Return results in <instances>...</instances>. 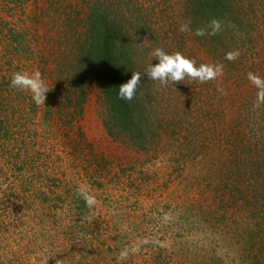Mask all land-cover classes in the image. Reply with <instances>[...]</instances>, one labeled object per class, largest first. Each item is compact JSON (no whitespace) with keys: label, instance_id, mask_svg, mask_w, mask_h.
Wrapping results in <instances>:
<instances>
[{"label":"rangeland","instance_id":"obj_1","mask_svg":"<svg viewBox=\"0 0 264 264\" xmlns=\"http://www.w3.org/2000/svg\"><path fill=\"white\" fill-rule=\"evenodd\" d=\"M158 1L193 58L223 65L222 76L197 82L200 105L186 108L187 124H206L189 134L199 148L179 149L170 136L150 152L114 140L97 86H84L79 107L74 77L56 63L69 59L59 55L64 19L92 0H22L19 9L0 0V264H264V224L254 232L252 221L264 204V101L248 79L264 78V10L256 3L257 34L241 27L238 42L231 36L240 55L228 64L179 31L187 0ZM250 31L261 36L255 45ZM35 71L51 89L41 105L10 83ZM238 111L260 119L246 137L237 135ZM80 187L96 197L92 209Z\"/></svg>","mask_w":264,"mask_h":264},{"label":"trees","instance_id":"obj_2","mask_svg":"<svg viewBox=\"0 0 264 264\" xmlns=\"http://www.w3.org/2000/svg\"><path fill=\"white\" fill-rule=\"evenodd\" d=\"M12 1L14 7L22 8V0ZM150 1L151 4L146 5L140 0H92L91 4L88 2L89 8L84 10L85 14L82 10H76L74 17L64 19L68 24L64 32L69 38L59 55L60 58L69 59L56 64H65L66 71L74 77L68 82L75 91H81L79 107L83 102L85 85L99 88L106 107L104 127L114 140L150 152L157 142L170 136L173 145L179 149L199 148L203 143L200 136L195 134L194 138H189V134L198 128L203 132L206 124L189 121L187 124L186 117L188 103L200 105L196 100L198 80L186 78L182 83L169 82L167 86H160L158 81L149 79L145 74L149 64L158 62L150 55L156 48L170 54L179 51L198 60L192 57L186 45H181L183 42L178 40L177 30L164 25L170 17L168 8L157 9L154 0ZM7 3L9 5L10 2ZM256 3L259 9L264 10V0H187L188 11L184 15L191 21L190 27L194 33L197 28H206L213 18L222 22V31L217 35H194L212 53L230 64L225 55L235 50L231 36L237 41L241 27L252 29L254 34L259 32L255 20ZM254 34L249 33L248 40L255 45L262 33L257 38H254ZM21 37L22 34L14 40L17 50L23 41ZM262 47L261 53L264 54V44ZM196 62L197 66L201 64L199 60ZM134 71L141 72L143 76L136 96L131 101L121 100L118 98V88L130 79ZM71 88L68 86L67 89ZM206 100L208 98L203 101ZM237 116L236 122H240L236 128L238 136L246 137L250 127L260 123V119L252 122L239 111ZM257 205L253 206L256 216L252 220L254 232L264 224V216L258 214L264 204ZM256 260L261 263L257 257Z\"/></svg>","mask_w":264,"mask_h":264},{"label":"clouds","instance_id":"obj_3","mask_svg":"<svg viewBox=\"0 0 264 264\" xmlns=\"http://www.w3.org/2000/svg\"><path fill=\"white\" fill-rule=\"evenodd\" d=\"M191 21L180 26L179 31H192ZM222 31V22L219 19L213 18L206 26V28H197L195 35H217ZM155 57L156 63L149 64L145 69L147 77L153 81H158L160 86H167L169 82L182 83L186 78L191 80H198L201 83H206L217 79L223 75L222 64H200L197 66L195 59L189 58L177 51L168 53L162 48H156L151 53ZM240 52L238 49L226 53L225 58L229 61H234L239 58ZM143 76L141 72L134 71L127 82L119 86L118 98L125 101L134 99L139 88ZM248 79L259 90L258 99L264 101V78L254 73H248ZM11 86L20 91H27L32 94V99L37 105L45 104L46 93L51 89L42 79L41 73L35 71L34 73L16 72L12 75ZM77 195L85 201L86 206L92 209L97 201L96 197L89 193L86 187H80L77 190ZM128 256V252L121 251L118 260H124Z\"/></svg>","mask_w":264,"mask_h":264}]
</instances>
